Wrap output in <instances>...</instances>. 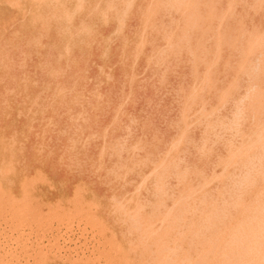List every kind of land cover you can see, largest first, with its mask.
I'll return each mask as SVG.
<instances>
[{"label":"rangeland","instance_id":"374dc122","mask_svg":"<svg viewBox=\"0 0 264 264\" xmlns=\"http://www.w3.org/2000/svg\"><path fill=\"white\" fill-rule=\"evenodd\" d=\"M6 1L0 0V263L210 264L222 257L223 240L230 245L233 234H249L243 221L264 220V0ZM210 211L224 214L217 216L222 222L215 213L210 220L218 223L209 222ZM201 218L222 230L208 238ZM198 226L201 234L193 235ZM239 238L226 247L231 253L247 243Z\"/></svg>","mask_w":264,"mask_h":264},{"label":"bare ground","instance_id":"6f19581e","mask_svg":"<svg viewBox=\"0 0 264 264\" xmlns=\"http://www.w3.org/2000/svg\"><path fill=\"white\" fill-rule=\"evenodd\" d=\"M5 1H6V0H5ZM7 1H8V0H7ZM7 1H6V3H7ZM9 1H11V0H9ZM18 1H19V0H18ZM25 1H26V0H25ZM126 1H127V0H126ZM203 1H204V0H203ZM221 1H222V0H221ZM237 1H238V0H237ZM15 2H16V1H15ZM47 2H48V0H47ZM53 2H54V1H53ZM53 2H52V0H51L50 3H53ZM59 2H60V1H59ZM155 2H156V1H155ZM200 2H201V1H200ZM208 2H209V1H208ZM217 2H218V1H217ZM241 2H242V0H241ZM9 3H10V2H8V4H9ZM13 3H14V2H13ZM18 3H19V2H18ZM31 3H32V2H31ZM35 3H36V2H35ZM76 3H79V0H77ZM84 3H85V2L83 1V6H85ZM108 3H109V2H108ZM233 3H234V2H233ZM243 3H245V2H243ZM11 4H12V2L10 3V5H11ZM57 4H58V3H57ZM57 4H56V7H55V5H54V8H56V12H58L57 9H59L60 7H62V6H60L59 8H57ZM81 4H82V3H81ZM81 4H79V5H81ZM126 4H127V3H126ZM196 4H197V3H196ZM206 4H207V3H206ZM221 4H222V3H221ZM236 4H237V3H236ZM253 4H254V3H253ZM20 5H21V4H20ZM42 5L45 6V3L42 4ZM47 5H48V7H49V4H47ZM51 5H52V4H51ZM58 5H60V4H58ZM76 5H77V4H76ZM76 5H75V8L78 7V10H79V5H78V6H76ZM158 5H159V4H158ZM164 5H166V4H164ZM175 5H176V4H175ZM18 6H19V5H18ZM23 6H24V5H22V7H23ZM33 6H34V5H33ZM39 6L41 7V4H40ZM83 6H82V8H83ZM149 6H150V5H149ZM200 6H201V5H200ZM223 6H224V5H223ZM223 6H222V7H223ZM251 6H252V5H251ZM19 7H20V6H19ZM22 7H21V8H22ZM107 7L109 8L110 5H107ZM107 7H106V8H107ZM131 7H132V6H131ZM153 7H156V6H153ZM153 7H152V10H153ZM158 7H159V6H158ZM222 7H221V8H222ZM226 7H227V6H226ZM234 7H235V5H234ZM236 7H237V5H236ZM236 7H235V8H236ZM239 7H240V6H239ZM246 7H247V6H246ZM248 7H249V6H248ZM255 7H256V6H255ZM24 8H25V7L22 8V11H23V12H25V9H24ZM54 8H53V10H54ZM63 8H64V6H63ZM216 8H217V7H216ZM29 9H31V8L29 7ZM33 9H34V7H33ZM44 9H45V8H44ZM48 9H49V8H48ZM61 9H62V8H61ZM61 9H60L59 11H62V12H63V10H61ZM80 9H81V8H80ZM83 9H84V8H83ZM200 9H201V7H200ZM250 9H251V8H250ZM253 9H254V8H253ZM34 10H36V8H35ZM38 10H39V9H38ZM76 10H77V9H76ZM78 10H77L76 12L79 13L80 11H78ZM123 10H124V9H123ZM152 10H151V11H152ZM169 10H170V9H169ZM205 10H206V9H205ZM205 10H204V11H205ZM208 10H209V9H208ZM208 10H207V11H208ZM220 10H221V9H220ZM222 10H224V9H222ZM225 10H226V9H225ZM242 10H243V9H242ZM248 10H249V9H248ZM18 11H20V10L18 9ZM30 11H31V10H30ZM47 11H48V10H47ZM65 11H66V10H65ZM68 11H69V10H68ZM72 11H73V10H72ZM261 11H263V10H261ZM43 12H44V11H43ZM51 12H52V11H51ZM74 12H75V9H74ZM127 12H128V11H127ZM205 12H206V11H205ZM217 12H218V11H217ZM235 12H236V10H235ZM235 12H234V13H235ZM248 12H249V11H248ZM25 13H26V12H25ZM28 13H30V12H28ZM35 13H36V12H35ZM67 13H68V12H67ZM119 13H120V12H119ZM177 13H178V12H177ZM181 13H183V12H181ZM184 13H185V12H184ZM206 13H207V12H206ZM237 13H239V12H237ZM245 13H246V12H245ZM15 14H16V13H15ZM39 14H40V13H39ZM48 14H50V12H49ZM48 14H46L45 17L48 16ZM60 14H61V13H60ZM62 14L64 15L65 12L62 13ZM73 14H74V13H73ZM100 14H101V13H100ZM149 14H150L149 16H151V13H149ZM169 14H170V12H169ZM200 14H201V13H200ZM248 14H249V13H248ZM40 15L42 16V14H40ZM40 15H39V16H40ZM57 15H58V14H57ZM68 15H70V14H68ZM68 15H64V16L66 17V16H68ZM101 15H102V14H101ZM144 15H145V14H144ZM152 15H153V14H152ZM203 15H204V14H203ZM233 15H234V14H233ZM239 15H240V14H239ZM239 15H238V16H239ZM244 15H245V14H244ZM244 15H243V16H244ZM52 16H53L52 18L55 17L54 14H53ZM64 16H63V17H64ZM70 16H71V15H70ZM70 16H68V17H70ZM245 16H246V15H245ZM245 16H244V17H245ZM254 16H255V15H254ZM30 17H31V16H30ZM32 17H33V16H32ZM32 17H31V18H32ZM42 17H43V16H42ZM56 17H57V16H56ZM65 17H64V18H65ZM170 17H171V16H170ZM182 17H183V16H182ZM216 17H217V16H216ZM235 17H236V16H235ZM43 18H44V17H43ZM43 18L39 19V20L43 21V22H41V23H43V24H40V26H41V25H42V26H43V25L45 26V24H44V19H43ZM59 18H60V20H61V15L59 16ZM59 18H58V19H59ZM141 18H142V17H141ZM145 18H146V17H145ZM163 18H164V17H163ZM179 18H181V17H179ZM203 18H204V17H203ZM238 18H240V17H238ZM21 19H22V18H21ZM69 19H70V20H69ZM69 19H68L69 22H68V21H67V22L70 24L72 19H71V17H70ZM124 19H125V18H124ZM173 19H174V18H173ZM189 19H190V18H189ZM230 19H231V18H230ZM236 19H237V18H236ZM14 20H15V19H13V21H14ZM31 20H32V19H31ZM35 20H36V18H35ZM39 20H38L37 22H40ZM47 20H48V18L46 17V18H45V22H46ZM65 20H66V18H65ZM226 20H227V19H226ZM243 20H244V19H243ZM245 20H246V18H245ZM13 21H12V22H13ZM21 21H23V20H21ZM32 21H33V20H32ZM174 21H175V20H174ZM185 21H186V20H185ZM211 21H212V20H211ZM228 21H229V20H228ZM232 21H233V20H232ZM253 21H254V20H253ZM49 22H50V20H49ZM49 22L47 21L46 24H48ZM160 22H161V21H160ZM207 22H208V21H207ZM235 22H236V21H235ZM244 22H245V21H244ZM250 22H251V21H250ZM35 23H36V22H35ZM177 23H178V22H177ZM183 23H184V22H183ZM183 23H182V24H183ZM227 23H228V22H227ZM233 23H234V22H233ZM233 23H232V24H233ZM247 23H248V22H247ZM7 24H8V23H7ZM223 24H224V23H223ZM225 24H226V23H225ZM242 24H243V23H242ZM244 24H245V23H244ZM227 25H228V24H227ZM233 25H234V24H233ZM233 25H232V26H233ZM251 25H252V24H251ZM42 26H41V27H42ZM51 26H52V25H51ZM51 26H50V27H51ZM150 26H151V25H150ZM150 26H149V27H150ZM160 26H161V25H160ZM177 26H178V24H177ZM183 26H184V25H183ZM223 26H224V25H223ZM225 26H226V25H225ZM225 26H224V27H225ZM255 26H256V25H255ZM3 27H4V26H3ZM45 27H46V26H45ZM47 27H49V26L47 25ZM142 27H143V26H142ZM156 27H157V26H156ZM190 27H191V26H190ZM228 27H229V26H228ZM251 27H252V26H251ZM144 28H145V27H144ZM176 28H177V27H176ZM202 28H203V27H202ZM210 28H211V27H210ZM233 28H234V27H233ZM245 28H246V27H245ZM247 28H248V26H247ZM256 28H257V27H256ZM261 28H262V27H261ZM47 29H48V28H47ZM47 29H46V30H47ZM142 29H143V28H142ZM177 29H178V28H177ZM185 29H186V28H185ZM211 29H212V28H211ZM211 29H209V30H211ZM214 29H215V28H214ZM221 29H222V28H221ZM229 29H231V27H230ZM40 30H41V28H40ZM149 30H150V29H149ZM164 30H165V29H164ZM169 30H170V29H169ZM212 30H213V29H212ZM177 31H178V30H177ZM244 31H245V30H244ZM261 31H262V30H261ZM191 32H192V31H191ZM199 32H200V31H199ZM231 32H232V31H231ZM245 32H246V31H245ZM144 33H145V31H144ZM162 33H163V32H162ZM169 33H170V32H168V34H169ZM175 33H177V32H175ZM181 33H182V31H181ZM226 33H227V32H226ZM259 33H261V32H259ZM141 34H142V32H141ZM188 34H189V33H188ZM201 34H202V33H201ZM234 34H236V33H234ZM169 35H170V34H169ZM213 35H214V34H213ZM232 35H233V34H232ZM232 35H231V36H232ZM69 36H70V35H69ZM190 36H191V35H190ZM208 36H209V35H208ZM214 36H215V35H214ZM233 36H235V35H233ZM166 37H167V35H166ZM204 37H205V36H204ZM215 37H216V36H215ZM139 38H140V37H139ZM161 38H162V37H161ZM189 38H191V37H189ZM231 38H232V37H231ZM241 38H242V37H241ZM245 38L247 39V37H245ZM141 39H142V38H141ZM197 39H198V38H197ZM227 40H228V39H227ZM36 41H37V40H36ZM141 41H142V40H141ZM181 42H184V41H181ZM198 42H199V41H198ZM204 42H205V41H204ZM208 42H209V41H208ZM212 42H213V41H212ZM170 43H171V42H170ZM209 43H210V42H209ZM238 43H239V42H238ZM203 44H204V43H203ZM236 45H239V44H236ZM243 45H244V44H243ZM181 46H182V45H181ZM210 46H211V45H210ZM224 46H225V45H224ZM208 47H209V46H208ZM225 47H226V46H225ZM66 48H67V47H66ZM170 48H171V47H170ZM188 48H189V47H188ZM222 48H223V47H222ZM242 48H243V47H242ZM242 48H240V50H241ZM138 49H139V48H138ZM171 49H172V48H171ZM214 49H215V48H214ZM229 49H230V48H229ZM66 50H67V49H66ZM66 50H65V51H66ZM68 50H69V48H68ZM166 50H167V49H166ZM206 50H207V49H206ZM208 50H209V49H208ZM212 50H213V49H212ZM173 51H174V50H173ZM192 51H194V50H192ZM224 51H225V50H224ZM237 51H238V49H237ZM66 52H67V51H66ZM68 52H69V51H68ZM68 52H67V53H68ZM152 52H153V51H152ZM168 52H169V51H168ZM168 52H167V53H168ZM199 52H200V51H199ZM199 52H198V53H199ZM211 52H213V51H210V53H211ZM167 53H166V54H167ZM172 53H173V52H172ZM186 53H187V52H186ZM202 53H203V52H202ZM221 53H222V52H221ZM227 53H228V52H227ZM232 53H233V52H232ZM68 54H69V53H68ZM212 54H213V53H212ZM236 54H237V53H236ZM196 55H198V54H196ZM205 55H207V54H205ZM220 55H221V54H220ZM230 55H231V54H230ZM230 55H229V56H230ZM238 55H239V53H238ZM170 56H171V54H170ZM201 56L203 57V55H201ZM201 56H200V58H201ZM59 57H60V55H59ZM191 57H192V56H191ZM212 57H213V56H212ZM230 57H231V56H230ZM236 57H237V56H236ZM236 57H235V58H236ZM259 57H260V56H259ZM149 58H150V57H149ZM152 58H153V57H152ZM161 58H162V57H161ZM232 58H233V54H232ZM163 59H164V58H163ZM176 59H177V58H176ZM212 59H213V58H212ZM226 59H228V58H226ZM226 59H225V60H226ZM238 59H239V58H238ZM238 59H237V60H238ZM205 60H207V58H206ZM235 60H236V59H235ZM239 60H240V59H239ZM251 60H252V59H251ZM125 61H126V60H125ZM163 62H164V61H163ZM190 62H191V61H190ZM221 62H222V60H221ZM252 62H253V61H252ZM132 63H133V62H132ZM155 63H156V62H155ZM191 63H192V62H191ZM218 63H219V62H218ZM229 63H230V62H229ZM147 64H148V63H147ZM188 64H189V63H188ZM203 64H204V63H203ZM157 65H158V64H157ZM226 67H227V66H226ZM101 68H102V67H101ZM203 69H204V68H203ZM216 70H217V69H216ZM225 70H226V69H225ZM234 70H235V69H234ZM145 71H146V70H145ZM204 71H205V69H204ZM212 71H214V69H213ZM217 71H218V70H217ZM222 71H224V69H223ZM222 71H221V72H222ZM224 72H225V71H224ZM226 73H227V71H226ZM162 74H163V73H162ZM202 74H203V73H202ZM216 75H217V73H216ZM220 75H221V74H220ZM163 76H164V75H163ZM191 76H192V75H191ZM211 76H212V75H211ZM223 76H224V75H223ZM228 76H229V75H228ZM240 76H241V75H240ZM199 77H200V76H199ZM218 77H219V76H218ZM192 78H194V77H192ZM210 78H211V77H210ZM198 79H199V78H198ZM224 79H225V78H224ZM240 79H241V78H239V80H240ZM252 79H253V78H252ZM109 80H110V79H109ZM133 80H134V79H133ZM194 80H195V79H194ZM200 80H201V79H200ZM200 80H199V81H200ZM210 80H211V79H210ZM160 81H161V80H160ZM36 82H37V81H36ZM196 83H197V82H196ZM32 84H33V83H32ZM35 84H36V83H35ZM158 84H159V83H158ZM198 84H199V83H198ZM216 84H218V82H217ZM131 86H132V85H131ZM176 86H177V85H176ZM199 86H200V85H199ZM203 86H205V85H203ZM223 86H224V85H223ZM262 86H263V85H262ZM190 87H191V86H190ZM220 87H222V86H220ZM245 87H246V86H245ZM188 88H189V87H188ZM260 88H261V87H260ZM252 89H253V88H252ZM189 90H190V89H189ZM204 90H205V89H204ZM204 90H203V91H204ZM218 90H219V89H218ZM175 91H176V93H177V90H175ZM215 92H216V91H215ZM130 93H131V92H130ZM187 93H188V92H187ZM237 93H238V92H237ZM184 94H185V93H184ZM202 94H203V93H202ZM96 95H97V94H96ZM176 95H177V94H176ZM216 95H217V94H215V97H216ZM238 95H239V94H238ZM5 96H6V95H5ZM124 96H125V95H124ZM187 96H188V95H187ZM201 97H202V96H201ZM213 97H214V95H213ZM124 98H125V97H124ZM183 98H184V97H183ZM183 98H182V99H183ZM211 98H212V97H211ZM184 99H185V98H184ZM217 99H218V98H217ZM230 99H231V98H230ZM126 100H127V99H126ZM227 100H228V99H227ZM4 101H6V100H4ZM173 102H174V101H173ZM198 102H199V101H198ZM210 102H212V101H210ZM210 102H209V103H210ZM124 103H125V102H124ZM245 103H246V102H245ZM1 104H3V103H1ZM4 104H6V103H4ZM4 104H3V105H4ZM243 104H244V103H243ZM35 105H36V104H35ZM180 105H181V104H180ZM123 106H124V105H123ZM196 106H197V105H196ZM182 108H183V107H182ZM218 108H219V107H218ZM198 109H199V108H198ZM223 109H224V108H223ZM192 110H193V109H192ZM241 110H242V109H241ZM219 111H220V110H219ZM219 111H218V112H219ZM243 111H244V110H243ZM249 111H250V110H249ZM29 112H30V110H29ZM224 112H225V111H224ZM122 113H123V112H122ZM179 113H180V112H179ZM180 114H181V113H180ZM193 114H194V113H193ZM193 114H192V115H193ZM214 114H215V113H214ZM78 115H79V114H78ZM246 115H247V114H246ZM187 116H188V115H187ZM197 117H198V116H197ZM224 117H226V116H224ZM213 118H214V117H213ZM227 118H228V117H227ZM195 119H196V117H195ZM209 119L211 120V118H209ZM216 119H217V118H216ZM216 119H215V120H216ZM220 119H221V117H220ZM179 120H180V119H179ZM112 121H113V120H112ZM211 121H212V120H211ZM194 122H195V120H194ZM214 122H215V121H214ZM214 122H212V123H214ZM223 123H224V122H223ZM244 123H245V122H244ZM248 123H249V122H248ZM186 124H187V123H186ZM189 124H190V123H189ZM204 124H205V123H204ZM177 125H178V124H177ZM175 126H176V125H175ZM179 126H180V125H179ZM179 126H178V128H179ZM127 127H128V126H127ZM141 128H142V127H141ZM241 129H242V128H241ZM204 130H205V129H204ZM208 130H209V129H208ZM220 131H221V130H220ZM243 131H245V130H243ZM247 132H248V131H247ZM247 132H246V133H247ZM210 133H211V132H210ZM228 133H229V132H228ZM128 134H129V133H128ZM179 135H180V134H179ZM187 135H188V134H187ZM201 135H202V134H201ZM204 136H206V135H204ZM152 137H153V136H152ZM233 137H234V136H233ZM153 138H154V137H153ZM170 138H171V137H170ZM187 138H188V137H187ZM206 138H208V137H206ZM217 138H218V137H217ZM227 138H228V137H227ZM155 139H156V138H155ZM185 139H186V137H185ZM189 139H190V138H189ZM202 139H203V138H202ZM231 140H232V139H231ZM235 140H236V139H235ZM247 140H249V139H247ZM157 141H158V140H157ZM189 141H190V140H189ZM115 143H116V142H115ZM212 143H213V142H212ZM146 144H147V143H146ZM191 144H192V143H191ZM147 146H148V145H147ZM221 146H222V145H221ZM150 147H151V146H150ZM152 149H153V148H152ZM202 149H203V147H202ZM145 151H146V150H145ZM166 151H167V150H166ZM187 151H188V150H187ZM204 151H205V150H204ZM224 151H225V150H224ZM154 153H155V152H154ZM180 153H181V152H180ZM205 153H207V152H205ZM164 154H165V153H164ZM174 154H175V153H174ZM197 154H198V153H197ZM200 154H201V153H200ZM175 155H176V154H175ZM206 155H207V154H206ZM220 155H221V154H220ZM211 156H212V155H211ZM252 156H253V155H252ZM121 158H122V157H121ZM173 158H174V157H173ZM183 159H184V157H183ZM159 163H160V162H159ZM236 163H237V162H236ZM181 164H182V163H181ZM214 165H215V164H214ZM243 166H244V165H243ZM186 167H187V166H186ZM221 167H222V166H221ZM236 167H237V166H236ZM256 167H257V166H256ZM195 168H196V167H195ZM188 169H189V168H188ZM229 169H230V168H229ZM238 169H239V168H238ZM192 170H193V169H192ZM212 170H214V169L212 168ZM212 170H211V172H212ZM137 173H138V172H137ZM241 173H242V172H241ZM205 174H206V173H205ZM129 175H130V174H129ZM148 176H149V175H148ZM193 179H194V178H193ZM206 179H207V178H206ZM155 180H156V179H155ZM256 180H257V179H256ZM171 181H172V180H171ZM191 181H192V180H191ZM199 181H200V180H199ZM201 181H202V180H201ZM257 181H258V180H257ZM220 183H221V182H220ZM259 184H260V183H259ZM219 186H220V185H219ZM258 186H259V185H258ZM180 189H181V188H180ZM215 192H216V191H215ZM261 192H262V191H261ZM263 193H264V192H263ZM255 194L258 195L259 193H258V194L255 193ZM261 194H262V193H261ZM262 195H263V194H262ZM262 195L259 194V195H258L259 198H260V197H264V195H263V196H262ZM253 196H254V198L257 197V196L255 197L254 193H253ZM242 197H243V196H242ZM196 198H197V197H196ZM240 198H241V197H240ZM251 198H252V197H251ZM254 198H253V199H254ZM257 198H258V197H257ZM257 198L254 199V200L257 201ZM169 199H170V198H169ZM244 199H245V198H244ZM262 199H264V198H262ZM213 200H214V199H213ZM245 200H246V199H245ZM249 200H250V199H248V201H249ZM238 201H239V200H238ZM243 201H244V200H243ZM239 202H241V200H240ZM250 202H251V201H250ZM235 203H237V202H235ZM246 203H247V202H246ZM251 203H252V202H251ZM239 204H240V203H239ZM239 204H238V205H239ZM242 204H243V203H242ZM247 204H249V202H248ZM247 204H245V205H247ZM233 205H234V204H233ZM238 205H237V207H239ZM250 205H253V204H250ZM208 206H210V205H208ZM208 206H207V207H208ZM211 206H212V205H211ZM231 206H232V205H231ZM235 206H236V204H235ZM253 206H254V205H253ZM189 207H190V206H189ZM193 207H195V208H194V211H196L197 213H198V212L200 213V210L203 211L202 209H199L200 207L198 208L199 211L195 210V209H197L196 206H193ZM193 207H191V214L193 213V211H192ZM204 207H205V206H204ZM233 207H234V206H233ZM233 207H231V208H233ZM237 207H236V208H237ZM254 207H256V206H254ZM187 208H188V207H187ZM187 208H186V209H187ZM201 208H203V206H202ZM209 208H210V207H209ZM209 208H208V209H209ZM234 208H235V207H234ZM234 208H233V209H234ZM248 208H249V207H248ZM248 208H247V206H246V209H247V210H248ZM251 208H252V206H251ZM251 208H250V210H251ZM189 209H190V208H189ZM216 209H218V208L216 207ZM238 209H239V208H238ZM244 209H245V208H244ZM254 209H256V208H254ZM206 210H207V208L205 207V211H204V212H206ZM209 210H210V209H209ZM212 210H213V209H211V211H212ZM234 210H235V209H234ZM234 210H233V211H234ZM250 210L248 211L249 213H250ZM211 211H210V212H211ZM214 211H218V210H215V209H214ZM221 211H222V210H221ZM221 211L219 210V212H221ZM224 211H226V209H225V210L223 209L222 213H224ZM245 211H246V210H245ZM245 211H244V213H246ZM253 211H255V210H253ZM253 211H252V212H253ZM186 212H187V211H186ZM188 212H189V213H188L189 216H191L189 210H188ZM207 212H208V211H207ZM230 212H231V211H230ZM234 212L236 213V212H238V211H234ZM242 212H243V211H242ZM242 212H241V213H242ZM258 212H259V211H257V213H256V211H255V212H254V216H257V217L259 218V216H258L259 213H258ZM262 212H264V211H262ZM199 213H198V215H200ZM211 213H213L212 216L209 215V217H207V218L209 219V220H208L209 222L212 221V220H213L214 218H216L217 216H221L222 218L224 217V214H222V213H221V214L219 213L220 215H219V214H216V212H211ZM214 213H215L216 217H215ZM226 213H227V214H230V216H231V213H229V212H226ZM241 213H240V214H241ZM255 213H256V214H255ZM186 214H187V213H186ZM188 214H187V215H188ZM207 214H208V213H207ZM207 214H206V215H207ZM233 214H234V213H233ZM237 214H238V213H237ZM242 214H243V213H242ZM242 214H241V215H242ZM247 214H248V213H247ZM194 215H195V214H194ZM196 215H197V214H196ZM204 215H205V214H204ZM222 215H223V216H222ZM245 215H246V214H245ZM251 215H252V214H251ZM192 216H193V214H192ZM201 216H202V215H201ZM227 216H228V215H225V217H227ZM246 216H247V215H246ZM254 216L252 215L253 218H254ZM262 216H263V213H262V215H260V217L263 218ZM212 217H213V219L210 220V218H212ZM235 217H236V216H235V214H234V218H235ZM238 217H239V216H238ZM207 218H206V219H205V218H203V219L201 218V220H203L202 223L204 222V224H205V222H208V221H207ZM219 218H220V217H217V220H219ZM241 218H242V216H241ZM145 219H146V218H145ZM149 219H150V218H149ZM151 219H152V218H151ZM187 219H189V218H187ZM191 219H192V218H190V220H191ZM223 219H224V218H223ZM223 219H221V220H223ZM226 219H228V218H225V220H223V221H227ZM229 219L232 220L231 217H230ZM235 219H236V221H238L237 218H235ZM238 219H239V218H238ZM244 219L246 220L247 217H244ZM249 219H251L252 221H253V220L255 221L257 218L252 219V218L250 217ZM249 219H247L246 221H243V218H242V221L244 222L243 224H245V222H247V226H250V224H251V227H248V229H247L246 227H245V229H244L243 227H242L243 229L240 227L241 230H244V231L247 232V233L249 232V234L246 233L247 236H246L244 233H242V237H243L244 235H245V237H244V239L241 238L242 240L247 241V243H246V242H243V241H240L241 239H240L239 237H240L241 234H240L239 231H238L240 228H239V229L236 228V230H237L236 232H238V233L235 232V229H234L235 227H238L239 225H240V226L243 225V224H242V225L240 224L241 222H240V219H239V223H238L239 225L236 224V226H234V228H233V229H234L233 231L230 230V229H229V230L231 231L230 233L235 232L236 236H238V234H240L238 237H235V238H239V239H240V240H239L240 243H238V244H240V246H238V248H236L237 246H235V245L237 244V242H236V240H234L235 238L233 239V237H234L235 235L233 234V235H234V236H233V235L231 234L232 237H231V236H230V237H231L232 239H231L229 236H228V238H230V240H233V243L236 242L235 245H232V246H235L234 251L232 250V253H231V250L228 249V248L231 247V244H233V243H231V244L229 245V244H228V243H229L228 239L226 240V241H228V243L225 242V240H223L224 243L222 242V243H223V245L221 244L222 247H223V248L228 247V248H226L225 250H227V249H228L227 251L230 250V251H229L230 253L228 252L227 254H225L226 256H223V255H224L223 253H225V250H224L223 248L219 249L220 251H218V252H219L220 254L223 252L222 255H221L222 257H220V255L218 256V253H217V255H215V257L218 256V258L220 257V259L218 260V258H217L216 261H211L210 264H264V220H263V221H262V219H261V221L258 220L260 223L256 220V221L259 223L257 226H254L255 223H257V222L254 223V221H253V223H254L253 226H254V227H252V221L249 220ZM136 220H137V219H135V223L138 222V220H137V221H136ZM139 220H140V219H139ZM153 220H154V219H153ZM159 220H160V219H158V222H156V223H159ZM176 220H177V219H176ZM179 220H181V219H178V221H179ZM195 220H196V219H195ZM195 220H194V221H195ZM201 220H200V219H199V220L197 219L198 222H199V221L201 222ZM204 220H206V221H204ZM215 220H216V219H215ZM215 220H213V221L215 222ZM217 220H216V222L218 223ZM148 221H149V220H148ZM168 221H169V223H170L171 225L173 224V220L171 221L172 223L170 222V219H169ZM178 221H177V222H178ZM187 221H188V220H187ZM192 221H193V220H192ZM197 221H195V224H196ZM213 221H212V222H213ZM250 221H251V222H250ZM145 222H146V221H145ZM153 222H154V221H153ZM179 222H180V223H181V222H184L185 225L182 224L183 227L186 226L187 223H189V222L186 223L185 221H179ZM219 222H222V221L219 220ZM228 222H229V221H228ZM228 222H225L224 225H228ZM143 223H144V220H143ZM154 223H155V222H154ZM169 223H168L167 226H165V227H167V231H168V226H170V228H171V225H170ZM175 223H176V222H175ZM180 223H179V224H180ZM190 223H191V221H190ZM202 223H201V224H202ZM232 223H233V222H232ZM151 224H152V222H151ZM176 224H178V223H176ZM176 224L173 225V226H175L173 229H177V228L179 227V225H176ZM213 224H214L213 227H215V225H218V224L212 223V225H213ZM248 224H249V225H248ZM139 225H140V224H139ZM139 225L137 224V227H136V224H135V227L139 229V228H140ZM155 225H156V224H155ZM192 225H193V223H192ZM197 225H198V224H197ZM197 225H196L195 227H197ZM219 225H222V223L219 224ZM232 225H233V224H232ZM237 225H238V226H237ZM245 225H246V224H245ZM140 226H141V225H140ZM161 226H162V225H161ZM176 226H178V227H176ZM190 226H191V224H190ZM190 226H188V227H190ZM199 226H200V225H199ZM199 226H198V228H197L198 231L195 230V231H196V232H194L195 234L192 233V232L194 231V229H193V231L190 232V233H192L193 235H196L197 233L201 234V233L199 232V231H200L199 229H201L202 227L199 228ZM201 226H202V225H201ZM203 226H204V225H203ZM207 226H208V228H207ZM207 226H206V224H205L204 228H202V232H204L203 229H205L206 231H207V229H209V232H212V233H211V234H208V235H209V236H207L208 238H209L210 236H212V234L215 233L216 230H218V229H219V231L222 230L221 227L219 228V226H218V227H217L218 229L215 228L214 231H213V229L210 230V228H209L210 224H208ZM243 226H244V225H243ZM150 227H151V226H150ZM158 227H159V226H158ZM180 227H181V226H180ZM193 227H194V226H193ZM205 227H206V228H205ZM210 227L213 228L212 226H210ZM224 227H225V226H224ZM227 227H228V226H227ZM231 227H232V226H231ZM146 228H147V227H146ZM146 228H144V229H146ZM185 228H186V227H185ZM138 229H137L136 232H137L138 234H140V233L138 232V231H139ZM150 229H151V228H150ZM156 229H158V228H156ZM190 229H191V227H190ZM195 229H196V228H195ZM231 229H232V228H231ZM152 230H155V227L152 228ZM152 230H151V231H152ZM163 230H164V229H163ZM177 230H179V228H178ZM185 230H187V229H185ZM185 230H184V231H185ZM164 231H166V230H164ZM169 231H170V230H169ZM206 231H205V232H206ZM223 231H224V230H223ZM223 231H221V232H223ZM145 232H146V234H147V231H145ZM149 232H150V231H149ZM171 232H172L171 235H174V234H176V233H179L180 231H179V232H176V233L174 232V234H173V230H172ZM209 232L207 231V233H209ZM228 232H229V231H228ZM240 232H241V231H240ZM152 233H153V232H152ZM181 233H182V232H181ZM207 233H204V234H207ZM230 233H227V234L229 235ZM148 234H151V233H148ZM153 234H155V232H154ZM179 234H180V233H179ZM199 234H197L196 236H198ZM144 235H145V234H144ZM151 235H152V234H151ZM166 235H167V234H166ZM176 235H177V234H176ZM188 235H189V234H188ZM146 236H147V235H146ZM178 236H179V235H178ZM189 236H192V235H189ZM196 236H194V238H195ZM203 236H204V235L202 234L199 238H200L201 240H203V241H205L204 239H206V240L208 239L207 237H204V238H203ZM205 236H206V235H205ZM213 236H214V235H213ZM223 236H224V234H223ZM20 237H22V236L20 235L19 238H20ZM154 237H156V236H154ZM170 237H171V236H170ZM192 237H193V236H192ZM192 237H191V238H192ZM201 237H202V238H201ZM225 237H226V236H225ZM140 238H141V237H140ZM146 238H147V237H146ZM151 238H152V236H151ZM187 238H188V237H187ZM189 238H190V237H189ZM217 238H218V237H217ZM220 238H221V237H219V239H220ZM16 239H18V237H17ZM142 239H143V238H142ZM153 239H154V238H153ZM211 239H212V238H211ZM211 239H210V240H211ZM145 240H146V239H145ZM158 240H159V239H158ZM166 240H167V239H166ZM188 240H190V239H188ZM210 240H209V241H210ZM215 240H218V239H215ZM215 240L213 239V241H215ZM140 241H142V240H140ZM155 241H156V240H155ZM155 241H154V242H155ZM167 241H168V240H167ZM170 241H171V240H170ZM182 241H183V240H182ZM197 241H199V240H197ZM197 241H196V242H197ZM203 241H200V243L203 242ZM209 241H208V242H209ZM218 241H219V240H218ZM218 241H217V243H218ZM237 241H238V240H237ZM239 241H238V242H239ZM157 242H158V241H157ZM171 242H172V241H171ZM184 242H186V241H184ZM193 242H194V241H193ZM196 242H195V243H196ZM230 242H232V241H230ZM241 242H243V243H241ZM175 243H177V242H175ZM190 243H191V241H190ZM197 243H198V242H197ZM209 243H210V242H209ZM214 243H215V242H214ZM214 243H211V244H214ZM245 243H246V244H245ZM166 244H167V242H166ZM177 244H178V243H177ZM201 244H202V243H201ZM242 244H244V246H245V245H246V246L243 247V248H240V247H242V246H241ZM180 245H182V244H180ZM185 245H186V244H185ZM202 245H203V244H202ZM205 245H206V243H205ZM208 245H209V244H208ZM215 245H217V244H215ZM150 246H151V245H150ZM167 246H168V245H167ZM186 246H187V245H186ZM190 246H191V244H190ZM190 246H188V247H190ZM195 246H196V245H195ZM197 246H199V245H197ZM209 246H210V245H209ZM212 246H213L212 248H214V245H212ZM229 246H230V247H229ZM151 247H152V246H151ZM170 247H171V246H170ZM174 247H175V246H174ZM177 247H178V246H177ZM200 247H201V246H200ZM202 247H203V246H202ZM204 247H205V246H204ZM220 247H221V246H220ZM145 248H146V247H145ZM181 248H182V246H181ZM194 248H195V247H194ZM197 248H198V247H197ZM233 248H234V247H233ZM233 248H231V249H233ZM165 249H166V248H165ZM177 249H179V248H177ZM192 249H193V248H192ZM200 249H201V248H200ZM205 249H207V248H205ZM209 249H210V248H209ZM215 249H216V247L214 248V250H215ZM222 249H223L224 251H222ZM168 250H169V249H168ZM168 250H167V251H168ZM172 250H173V249H172ZM174 250H175V249H174ZM187 250H188V249H187ZM195 250H196V249H195ZM167 251H166V252H167ZM180 251H181V250H180ZM182 251H185V250H182ZM198 251H199V254L202 252V251H200L199 249H198ZM261 251H262V252H261ZM177 252H178V251H177ZM207 252H208V251H207ZM207 252H206V253H207ZM209 252H210V251H209ZM211 252H212L211 254H212V256H213V251H211ZM215 253H216V252H215ZM172 254H173V253H172ZM172 254H170V255H172ZM192 254H193V253H192ZM189 255H190V254H189ZM203 255H204V254H203ZM203 255H202L201 258H202L203 260H206V259L203 258ZM205 255H206V254H205ZM208 255H209V254L207 253V256H208ZM12 256H13V255H12ZM165 256H166V255H165ZM173 256H174V255H173ZM176 256H177V255H176ZM187 256H188V255H187ZM210 256H211V255H210ZM13 257H14V256H13ZM13 257H10V258H13ZM152 257H153V256H152ZM204 257L206 258V256H204ZM10 258H9V259H10ZM173 258H174V257H173ZM175 258H176V257H175ZM196 258H197V256H196ZM196 258H195V259H196ZM199 258H200V257H199ZM201 258H200V263H201ZM208 258H209V260H211L210 257H208ZM2 259H4V258H2ZM5 259H6V257H5ZM167 259H168V258H167ZM182 259H183V258H182ZM192 259H193V258H192ZM212 259H213V258H212ZM6 260H7V259H6ZM13 260H14V259H13ZM13 260H12V262H13ZM183 260H184V259H183ZM214 260H215V259H214ZM2 261H3V263H4V260H2ZM2 261H1V262H2ZM187 261L189 262V260H187ZM192 261H193V260H192ZM207 261H208V260H207ZM8 262L11 263L9 260H8ZM185 262H186V261H185ZM198 262H199V261H198ZM198 262H196V264H198ZM150 263H151V262H150ZM168 263H170V261H169ZM182 263H183V261H182ZM182 263H181V264H182ZM205 263H206V262H205ZM205 263L203 262L202 264H205ZM0 264H2V263H0ZM5 264H6V263H5ZM11 264H12V263H11ZM185 264H186V263H185ZM193 264H195V262H194Z\"/></svg>","mask_w":264,"mask_h":264}]
</instances>
